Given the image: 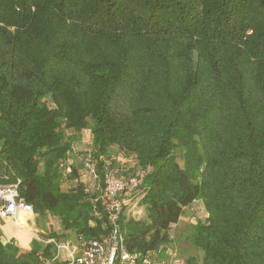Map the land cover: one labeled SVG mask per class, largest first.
Segmentation results:
<instances>
[{"label":"trees","instance_id":"16d2710c","mask_svg":"<svg viewBox=\"0 0 264 264\" xmlns=\"http://www.w3.org/2000/svg\"><path fill=\"white\" fill-rule=\"evenodd\" d=\"M86 129L95 156L150 166L146 217L119 219L129 251L168 244L201 199L202 264H264V0H0V184L59 220L48 238L105 233L82 183L62 188ZM53 251L0 231V264Z\"/></svg>","mask_w":264,"mask_h":264},{"label":"built area","instance_id":"2783aa9c","mask_svg":"<svg viewBox=\"0 0 264 264\" xmlns=\"http://www.w3.org/2000/svg\"><path fill=\"white\" fill-rule=\"evenodd\" d=\"M75 154L81 161L76 182L82 183L92 204L94 219L90 224L94 225L96 219L101 220L105 233L97 238L78 236L73 240H64L48 238L43 231L34 229L32 232L35 239L43 245L52 244L54 247L50 257L39 255L40 261L43 264H179L180 259L170 246L171 237L168 244L158 248L143 253L131 252L127 249L121 232L119 219L123 213L135 218L142 212L140 200L144 193L140 183L143 176L149 173L150 166L142 168L135 155H126V164L131 163V166L127 164L123 172L130 173L120 175L119 169L115 167L118 161L114 162L113 156H95L91 149ZM72 166L70 158L62 164L65 173H70ZM19 183L17 180L0 184V219L13 220L22 225L24 222L30 223L35 212L32 204L19 196ZM21 214L27 216L24 222L19 219ZM10 241L16 244L15 240Z\"/></svg>","mask_w":264,"mask_h":264},{"label":"rangeland","instance_id":"374dc122","mask_svg":"<svg viewBox=\"0 0 264 264\" xmlns=\"http://www.w3.org/2000/svg\"><path fill=\"white\" fill-rule=\"evenodd\" d=\"M73 149L71 153H76L77 155L80 153H84L87 150H90L91 147V140L89 137L88 130L82 131L80 135H78L73 142ZM74 153V154H75ZM73 156L70 154V159L73 162V165H76L79 167L81 161L77 159L76 156ZM75 154V155H76ZM113 156L115 158L114 162L118 161V165L115 164V167L118 168L120 175H127L130 172H123V168L127 164L125 161L126 155L122 152H118L117 150H111L105 155V157ZM83 179H86L85 177ZM76 179L74 180H64L62 183V188H67L70 184H76ZM92 190V189H91ZM93 191V190H92ZM129 214V212H128ZM35 223L34 225L30 226L33 229L42 230L45 234L48 232L55 231L57 233L61 232V227L59 220L54 217L51 213L46 212L45 214L40 213H34ZM129 216V215H128ZM33 217V216H32ZM145 211L142 209V212L137 215L136 219L145 218ZM21 218V217H20ZM207 218V212L204 208L203 202L201 199L194 200L192 203L188 204L183 208L182 214L177 222L176 225L171 229L170 231V246L174 250V252L177 254V256L180 259L179 264H186L189 261V258H194V261L196 264H202L201 262V251L197 249L193 242H192V235L194 231V226L197 223H204ZM9 227L12 229L14 226L11 224H4L0 222V231L8 237L11 233L9 232ZM15 228H13L14 230ZM22 237L25 238V235L22 234ZM73 240L74 237L70 236L68 240Z\"/></svg>","mask_w":264,"mask_h":264},{"label":"crops","instance_id":"0c3cea01","mask_svg":"<svg viewBox=\"0 0 264 264\" xmlns=\"http://www.w3.org/2000/svg\"><path fill=\"white\" fill-rule=\"evenodd\" d=\"M23 215V218H26L27 216L25 214H22ZM0 222L1 223H4V224H11L13 225L15 228L13 230V228L11 229L9 227V232L11 233L8 237H6L2 232V240L3 242H6V241H10V240H15L16 244L24 251H27L30 249V242L31 240L34 238L33 236V232L32 230H34L32 227V225H34L35 223V218L34 216L32 217L31 216V222L30 223H22V225H19L17 223H15L13 220H1L0 219ZM42 231V230H41ZM22 234L25 235V238L22 237Z\"/></svg>","mask_w":264,"mask_h":264},{"label":"bare ground","instance_id":"6f19581e","mask_svg":"<svg viewBox=\"0 0 264 264\" xmlns=\"http://www.w3.org/2000/svg\"><path fill=\"white\" fill-rule=\"evenodd\" d=\"M20 217H21V218H20ZM20 217H19L20 221H21V222H24V218H23V215H22V214L20 215Z\"/></svg>","mask_w":264,"mask_h":264}]
</instances>
